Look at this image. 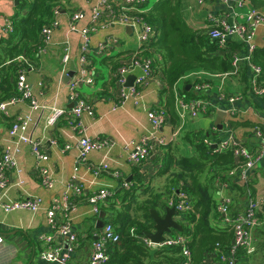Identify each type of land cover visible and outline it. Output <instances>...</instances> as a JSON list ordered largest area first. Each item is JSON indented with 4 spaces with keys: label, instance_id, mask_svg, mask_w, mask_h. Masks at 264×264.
Returning <instances> with one entry per match:
<instances>
[{
    "label": "crops",
    "instance_id": "1",
    "mask_svg": "<svg viewBox=\"0 0 264 264\" xmlns=\"http://www.w3.org/2000/svg\"><path fill=\"white\" fill-rule=\"evenodd\" d=\"M97 1L68 0L65 7L61 6L59 16L61 23L55 30L47 51L40 54L36 61L25 56L29 61L27 78L32 85L34 96L40 102L59 107L74 105L70 99L68 82L64 80V76L69 70L71 62H75L77 68L79 66L82 37L79 33L69 32V16L71 12L81 10L85 13V19L80 20L78 25L86 26L90 22L91 9ZM238 1L240 0H230L229 3H224L218 0H182L181 11L189 25L198 30L209 31L212 25L211 17H222L229 14L231 20L232 15L236 12L234 21H245L244 14L255 7L250 0H244L242 4H239ZM17 6L16 0H0V40L4 37L1 27L5 25V17L12 18L17 12ZM261 12L264 13V10ZM113 39L118 40L117 44L111 50L99 53L100 44ZM229 41L233 52L244 58L248 45H245L236 35L232 36ZM253 42L256 47L264 45V25L258 28ZM90 43V61L96 73L95 82L92 85H82L79 91L82 96L92 101L95 114L90 115L85 112L81 116V121L86 127L88 136L109 137L115 141V146L109 152L106 161L110 164L111 169L119 170L121 176L115 177L111 173H104L100 177L94 178L87 171L86 166L80 167L79 175L84 183V190L82 197L78 199L77 207L74 211L69 212L77 233L76 248L69 264H88L92 244L95 240L88 239V234L89 231L95 233L94 231L97 230L96 222L99 216L97 217L92 212L86 196L103 186L111 188L116 193L124 188L123 180L140 184L138 178L142 176L144 180L136 193V198L144 200L150 197L153 192L162 190L168 176L159 173L162 162L155 157L150 158L141 168L132 166L128 161L132 146H127L129 142H139L152 129L149 110L162 106L164 102L161 90L164 89L166 83L162 73L154 74L149 85L143 90L142 98L138 104L131 99L123 107L114 110L116 92L111 85L110 66L103 59L107 56L124 58L128 52L140 47V40L132 28L129 30L122 25H111L92 34ZM67 46L70 52V61L64 65L63 56ZM98 61L104 62L108 68V74L104 77L103 73L100 75V72L97 71L96 63ZM10 64L8 61L6 66ZM2 67L0 66V68ZM140 73L141 70L138 68L129 75L133 74L136 77ZM99 76L103 78L101 82L97 80ZM252 76L253 72L250 66L243 59L236 74L192 71L182 77L175 87L181 93L187 81L191 82L193 92H195L193 84L196 79L206 80L210 83V87L204 94L210 100L213 109L208 114L192 117L183 114L176 105L179 114L178 123L174 124L167 115L168 120L160 129V135L165 136L168 140L165 152L177 159L181 155H191L194 153L195 147L185 140L186 133L199 131L208 133L211 131L213 135L216 134V140H221L227 135L225 131L227 121L231 122V125L234 126H232L234 134L249 150L252 152L259 150L264 143V132L258 133V129L261 127L264 131V98L251 91ZM233 95H240L241 98L233 103L224 98V96ZM8 109V115L0 113V154L10 138L9 130L15 117L31 113L32 122L27 133L33 139L40 140L44 149L49 153L50 157L45 165L53 170L55 185L50 189L40 183L34 174L37 159L32 153L31 146L22 143L20 151L16 155L20 172L13 170L9 174L11 181L9 196L11 199H19L28 194L41 196L44 199V206L35 212L26 209L6 212L0 207V236L3 238L0 245V264H56L43 260L40 254L42 250L51 247L56 242L62 244L63 247L67 246V239L56 235L50 228L47 209L55 199L60 198L63 194L65 184L74 171V164L79 155V150L75 146L68 150L64 148L66 142L70 140L67 134L74 132L73 121L63 118L56 126H48L47 117L50 110L32 111L28 102L16 103L9 106ZM220 110L226 112L223 118V128L214 130V122ZM232 121H235L236 124H232ZM174 134L176 135L174 136ZM53 140L57 142L52 143ZM105 155L106 151L104 150L92 151L89 154V161L99 163L105 159ZM229 175L233 176L232 182L235 183L232 185L226 182V192L232 198L231 215L234 211L237 212L236 215L244 213L250 198L264 197V155L254 167L247 170L246 179L242 178L240 172L231 175L229 171ZM20 179L23 183L18 184ZM238 186H244L243 193ZM214 195L218 201V194L215 192ZM163 200L168 202L169 197L164 196ZM110 201H113V198L108 202ZM108 205L109 203H106L105 206ZM103 207L101 211H104ZM175 218L181 217L176 215ZM223 219L222 221L215 220V223L226 225ZM49 238L52 239L49 240ZM253 238L256 251L252 254L245 251L239 253L238 264H264V223L255 226Z\"/></svg>",
    "mask_w": 264,
    "mask_h": 264
},
{
    "label": "built area",
    "instance_id": "2",
    "mask_svg": "<svg viewBox=\"0 0 264 264\" xmlns=\"http://www.w3.org/2000/svg\"><path fill=\"white\" fill-rule=\"evenodd\" d=\"M202 1V0H200ZM224 3H229L230 0H218ZM244 0L238 1L242 4ZM148 0H98L91 9L90 22L80 27V20L85 19V13L81 10L71 12L69 16V32L79 33L82 37L81 54L79 66L76 73L68 82L70 90V99L74 102L72 107H59L54 104L40 102L32 91V85L27 78L28 67L19 69L16 88L17 93L7 100L0 101V113L8 115L9 106L19 102H28L32 111L49 109L50 113L47 117L48 126H56L63 118L71 119L73 122V133L67 134L68 140L64 145L65 149H70L73 146L79 150L78 158L74 164V171L65 184V190L60 198L55 199L47 209L48 223L50 228L56 235L67 239V246L56 242L51 247L41 251V257L47 262H55L56 264H69L77 244V233L71 221L70 213L77 207L78 199L82 197L84 183L79 175L80 167L86 166L87 171L94 178L100 177L104 173H111L115 177H120L121 172L117 169L113 170L110 164L106 161L109 157V152L115 146V141L109 137H91L86 134V127L81 121L83 113L90 115L95 114V109L92 101L81 95L79 88L82 85H92L95 82V70L91 66V36L97 31L107 28L111 25H122L131 27L137 34L140 40V47L128 52L124 58L120 59V65L116 70L115 92L116 101L113 109L123 107L128 100H133L136 104L140 101L143 95V90L149 85L153 76V59L144 54L147 44L155 36V29L144 18L147 11L145 5ZM61 5L54 8L53 18L50 23L44 25L41 31L38 53L39 55L46 52L51 44L55 30L60 26ZM236 12L232 15L233 21H230L229 14L222 17H211L212 25L209 29V35L218 40L223 48H227L229 40L232 36H238L248 45L246 56L241 58L234 53L233 65L234 69L225 74H236L239 71L240 63L245 59L250 66L253 76L251 81V91L264 98V82L260 80L262 67L253 62V53L256 48L253 40L258 28L264 25V13L257 8H252L244 14V22L234 21ZM4 37H8L14 31L12 18L5 17V25L1 27ZM118 40L113 39L106 43L100 44L99 53H105L111 50L117 44ZM26 56V55H25ZM24 55L21 60L29 64L28 59ZM70 61V52L68 46L63 56L64 65ZM140 69L141 73L135 77L132 86H126L129 74ZM194 89L197 94H204L210 87V83L206 80L194 83ZM176 105L183 114L192 117H197L201 114L212 112V105L208 97H196L187 99L182 93L175 91ZM230 102H235L241 98L240 95L224 96ZM149 119L152 123V129L148 134L137 142H129L128 147L132 146L129 151L128 161L134 167L141 168L152 157L160 155L162 147L168 143L165 136L160 135V129L168 120L167 114L161 106L153 107L149 110ZM32 122V114L25 116L19 115L15 117L9 130L10 138L3 147L0 154V207L6 212H11L20 209H26L32 212L38 211L44 206V199L41 196L28 194L19 199H11L9 196L10 178L9 174L13 170H18V162L16 159L17 153L20 151L22 143L31 146L32 153L37 159L35 176L40 183L46 188H53L55 185V177L53 170L45 165L49 160V153L44 149L40 140L33 139L28 135V128ZM264 123V121H263ZM227 135L221 140H212L205 138L204 141L208 145L217 144L216 149L220 151L231 150L235 166L230 170V174L234 175L240 172L242 178L246 179L247 170L254 167L255 164L263 158L264 143L259 150L252 152L247 146L237 138L234 134L230 122H226ZM217 127L214 125V130ZM261 134V129H258ZM176 134H174L175 136ZM53 140L52 143H56ZM74 142V143H73ZM106 151L105 159L99 163L89 161V154L92 151ZM23 183L20 179L18 184ZM128 180H123L122 186L130 187ZM227 183L224 182L218 189V210L223 215V221L226 225H230L234 233L233 239L227 246L226 250L218 248V251L209 252L206 256V264H238L239 252L244 250L248 254L255 252L253 229L260 223H264V197L250 198L247 208L244 213L235 217L230 214V205L232 203L231 196L226 192ZM115 192L106 186L92 192L87 197L91 205L92 212L98 217L102 210V206L108 203L113 198ZM169 206H174L176 210L182 213L192 210V203L188 199V195L184 192H178V198H170ZM93 233L96 238L92 244L88 264H105L109 258L108 244L117 242L120 238L112 221L105 222L102 229H97ZM134 232V229H132ZM166 238L161 243H154L144 234L140 238L145 243L153 248L161 246L182 245L183 254L186 256L185 264L191 263V251L187 245L188 238L183 234L173 231L170 234H165ZM52 238H49L51 240ZM3 238L0 236V245Z\"/></svg>",
    "mask_w": 264,
    "mask_h": 264
},
{
    "label": "trees",
    "instance_id": "3",
    "mask_svg": "<svg viewBox=\"0 0 264 264\" xmlns=\"http://www.w3.org/2000/svg\"><path fill=\"white\" fill-rule=\"evenodd\" d=\"M250 1L255 8L264 10V0ZM66 2L68 0H18L17 12L12 16L14 31L0 40V66H3L0 68V101L17 93L19 69L29 66L21 60V56L38 60L42 28L51 22L54 8L59 5L65 7ZM181 3L182 0H157L144 14L146 21L156 31L144 54L152 57L154 74L161 72L164 77L166 86L161 90L164 97L161 107L174 124L179 121L175 87L182 77L192 71L219 74L234 69V52L230 44L223 48L208 31L189 25L183 17ZM252 60L262 67L260 80L264 82V45L255 48ZM8 61L11 64L6 66ZM103 61L110 66L111 85L115 88V74L120 59L107 56ZM201 81L202 79L195 80ZM189 84L191 82L187 81L182 88V94L187 99L205 97V94L188 90ZM232 124L235 125L236 122L232 121ZM261 132H264L263 128ZM205 138L214 140L217 136L211 131L186 133L185 140L195 150L193 154L181 155L178 159L165 152L168 144L162 147L161 154L155 157L162 162L159 173L168 175L162 190L153 192L147 199H137L136 193L144 180L141 176L138 178L140 184L132 181L129 188L124 187L114 194L113 201L108 202V206H102L107 213L105 222L112 221L120 235L117 242L108 244L110 258L105 264H185L186 256L182 245L153 248L140 238L144 230H152L154 227L151 209L164 214L169 201L163 200V197L177 199L178 190L186 193L192 203V210L178 213L181 218L177 219L183 229L175 230L188 238L190 264H206L209 252L218 251V248L226 250L234 233L230 225L215 223V220L222 221L223 215L218 210L214 194L224 182L235 184L232 182L233 176L229 175V171L235 166V159L231 150H217L205 143ZM238 187L243 193L244 186ZM236 214L234 211L232 216L235 217ZM88 235L91 241L95 239L92 231ZM242 251L244 250L239 253Z\"/></svg>",
    "mask_w": 264,
    "mask_h": 264
},
{
    "label": "water",
    "instance_id": "4",
    "mask_svg": "<svg viewBox=\"0 0 264 264\" xmlns=\"http://www.w3.org/2000/svg\"><path fill=\"white\" fill-rule=\"evenodd\" d=\"M16 3H18V0H16ZM231 22L233 19L230 20ZM127 29L131 30L130 27H127ZM77 71V66L75 62H71L70 68L67 71V73L64 76V80L66 82H69L71 77L74 76V74ZM135 79V75L131 74L128 76V80L126 82V86H132ZM192 87L191 84L187 85V89L190 90ZM73 105H71L72 107ZM226 115V112L223 110H220L217 114V118L215 120V125L218 129L223 128V118ZM217 144H213V148H216ZM179 192V190H178ZM164 214H160L155 209H151V215L154 219V227L152 230H144L143 234L149 238L154 243H161L165 238V234H170L174 230L181 231L183 229L182 224L175 218L176 215H178V211L174 206H167L165 209ZM105 218L106 213L104 211L100 212L99 219L96 222V228L102 229L105 224Z\"/></svg>",
    "mask_w": 264,
    "mask_h": 264
},
{
    "label": "rangeland",
    "instance_id": "5",
    "mask_svg": "<svg viewBox=\"0 0 264 264\" xmlns=\"http://www.w3.org/2000/svg\"><path fill=\"white\" fill-rule=\"evenodd\" d=\"M155 1L157 0H148L147 4L145 5V8L148 9L150 8L154 3ZM101 60V59H100ZM105 63L104 62H100L98 61L96 63V68L98 69L97 71L100 72V75L101 73H103V77L106 76L108 74V68L106 66V64L104 65ZM99 82H101L103 80V78H100V76L98 77L97 79ZM255 244V243H254ZM256 245H257V242H256ZM255 246V245H254Z\"/></svg>",
    "mask_w": 264,
    "mask_h": 264
}]
</instances>
